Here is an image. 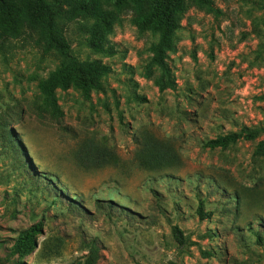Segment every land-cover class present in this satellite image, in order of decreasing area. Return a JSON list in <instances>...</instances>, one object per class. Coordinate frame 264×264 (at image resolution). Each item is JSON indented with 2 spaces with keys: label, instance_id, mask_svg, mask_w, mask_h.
<instances>
[{
  "label": "rangeland",
  "instance_id": "374dc122",
  "mask_svg": "<svg viewBox=\"0 0 264 264\" xmlns=\"http://www.w3.org/2000/svg\"><path fill=\"white\" fill-rule=\"evenodd\" d=\"M213 2V11L189 3L166 71L153 63L151 0H88L106 16L61 20L72 55L111 69L88 95L75 74L58 87L60 117L40 90L61 56L46 50L39 17L21 0L0 12V264H84L93 244L94 264H264V134L206 145L264 127V8ZM145 135L179 159L141 166ZM88 139L113 148L118 163L81 165L76 150ZM39 222L36 246L17 253Z\"/></svg>",
  "mask_w": 264,
  "mask_h": 264
},
{
  "label": "trees",
  "instance_id": "16d2710c",
  "mask_svg": "<svg viewBox=\"0 0 264 264\" xmlns=\"http://www.w3.org/2000/svg\"><path fill=\"white\" fill-rule=\"evenodd\" d=\"M23 4L32 8L33 19L39 17L43 37L46 43V50L56 51L61 56L58 68L50 74L48 78L40 83V90L44 96L45 111L53 116H62L63 112L58 104L56 90L58 87L67 89L70 86L72 75L78 76L81 81V89L88 95V84L95 85V78L108 74L110 67L96 61H81L71 54V47L65 36L63 28L60 26L61 20H75L83 15H91L103 18L106 16L100 4H88V0H21ZM264 8V0H260ZM189 3H194L201 8L213 11L215 9L213 0H151L150 14L147 17L154 20L153 29L158 36L156 42L151 45L154 53L153 63L161 71H166L168 66L165 62L166 52L175 49L174 37L181 28V16L187 10ZM16 9L15 0H0V12L11 14ZM3 35L0 34V41ZM102 39L91 40L90 44L104 50ZM112 49V47H110ZM264 134V127L249 129L244 128L240 132H232L225 136L209 139L206 145L211 148L227 147L230 143L236 142L240 138L255 140L259 134ZM11 134V133H10ZM11 141L17 142L18 138L13 134ZM139 147L136 151L138 163L149 169H158L174 163L179 159L178 154L169 144L160 141L152 135H145L139 140ZM23 149V148H22ZM257 154L264 155V138L257 146ZM78 162L86 167H100L107 164H117L119 157L115 150L105 145H98L93 139L84 141L76 150ZM199 214L205 217L202 205L199 206ZM42 232V223H37L25 229L15 244V251L21 255L30 253L37 244L38 234ZM178 238L183 241L181 230L176 228ZM92 245V252L87 256L84 264H94L97 254Z\"/></svg>",
  "mask_w": 264,
  "mask_h": 264
}]
</instances>
